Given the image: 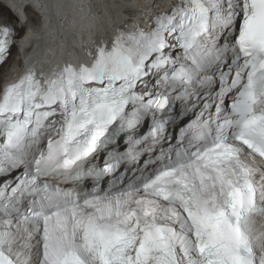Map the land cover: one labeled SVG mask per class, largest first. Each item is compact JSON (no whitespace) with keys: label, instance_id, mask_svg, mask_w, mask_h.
<instances>
[{"label":"snow or ice","instance_id":"1","mask_svg":"<svg viewBox=\"0 0 264 264\" xmlns=\"http://www.w3.org/2000/svg\"><path fill=\"white\" fill-rule=\"evenodd\" d=\"M13 7L0 66L61 31L0 82V264H264V0Z\"/></svg>","mask_w":264,"mask_h":264},{"label":"water","instance_id":"2","mask_svg":"<svg viewBox=\"0 0 264 264\" xmlns=\"http://www.w3.org/2000/svg\"><path fill=\"white\" fill-rule=\"evenodd\" d=\"M58 1H59V0H56L55 4H58ZM63 1H64L65 4L80 5V4L78 3V0H63ZM109 2H110V0H98V1H97V0H86L84 4H91V5H93V6H94V7H93V11H96L95 6H101V7H100V11L97 12L96 14H97L98 16H100L101 19H103V17H104V12H105V10H104V8H103V5L106 4V3H109ZM67 11H68V14H69V18H70V19H74V20L76 21V29H77V30L79 29V27H80L81 25H86V24H87V20L84 19V14H81V13H79L78 11L73 10V9H68ZM51 20H52V24H51V25L54 27V29H53V34H54V33H59V32L61 31V28H60V24H59V21H58V17H57V16L52 17ZM66 35H68V42H69V44H72V43H78V39H74V38L71 36V30H69V32L66 33ZM54 42H55V44L57 45L58 41H57V40H54V39L52 38V39L50 40L49 45H48L46 48H48V47H49L50 49H51V47H52V49L56 48V45L52 46V44H53ZM20 47H21V46H20ZM20 47H19V49H18V48L15 49V50L13 51V53H12V55L15 56V58H20V57H19V56L21 55ZM25 50H26V52L23 53L22 56L25 55V54L32 53L34 50H35L36 52L41 53V54L44 52V50H42V44H41L40 49H39L36 43L27 46V47L25 48ZM11 57H12V56H11ZM9 59H10V58H9Z\"/></svg>","mask_w":264,"mask_h":264},{"label":"bare ground","instance_id":"3","mask_svg":"<svg viewBox=\"0 0 264 264\" xmlns=\"http://www.w3.org/2000/svg\"><path fill=\"white\" fill-rule=\"evenodd\" d=\"M35 2V0H0V14H2L3 16L4 15H6V13L7 14H11L10 13V11H11V9L13 8L15 11H17V12H13V14H11V17H10V19L13 21V22H15V21H17V17H19L21 20L23 19V17L22 16H20V13H19V9H18V7H13V5H17V6H21V5H24V4H31V3H34ZM42 2H44V3H50V4H55V2H56V0H42ZM32 11H34V10H32ZM13 15V16H12ZM35 15L36 16H39V13L38 12H35ZM56 16V12H55V10H53V12H52V17H55ZM9 18V17H8ZM40 18H42V17H40ZM9 21V20H8ZM11 22V21H10ZM18 28V27H17ZM38 29V28H37ZM34 30H36V29H34ZM33 33V32H32ZM45 33V32H44ZM43 32L41 33V34H36V37H29V39L28 40H25V39H23L22 40V43H21V47H20V50H21V55L19 56L21 59H18V63H17V65L13 68V70L12 71H14V72H16L17 71V69H19L20 67H18L21 63L19 62L20 60H26V58L29 56V55H31L32 53H29V54H25V55H23L22 56V54L23 53H25L26 52V50H25V48L27 47V46H29V45H31V44H37V46H38V48L40 49V46H41V44H43L42 42H41V40L43 39V34H44ZM72 36V35H71ZM49 43H50V41H49ZM48 44V43H47ZM55 45V42L52 44V46H54ZM47 46V45H46ZM45 46V47H46ZM13 49V48H12ZM51 49H52V47H51ZM55 49V48H54ZM17 67V68H16ZM24 67V66H23ZM23 67H21L20 69H19V71H21L22 69H23ZM18 71V72H19Z\"/></svg>","mask_w":264,"mask_h":264},{"label":"rangeland","instance_id":"4","mask_svg":"<svg viewBox=\"0 0 264 264\" xmlns=\"http://www.w3.org/2000/svg\"><path fill=\"white\" fill-rule=\"evenodd\" d=\"M85 1L86 0H78V3L79 4H84L85 3ZM98 1V0H97ZM10 13L11 14H13L11 11H10ZM11 14H7L6 13V15H4V17H6L8 20H9V22L11 21V22H13L11 19H10V17H11ZM14 15V14H13ZM12 15V16H13ZM9 17V18H8ZM52 23V22H51ZM50 25V24H49ZM49 25H47V26H45V22H44V18L42 17V18H40V23L36 26V27H34L33 28V33L32 32H28V34H27V37H36V34H41L42 32L44 33L43 34V39L41 40V42L43 43L42 44V50H44V52L45 51H47L48 49H50L49 47L48 48H46L48 45H49V41L51 40V38L53 37L51 34H50V31H51V29H52V25L49 27ZM38 28V29H37ZM25 29V28H24ZM23 28L21 29V28H17V30H18V35L16 36V38H15V43H14V46H13V49H14V47H16V44H17V38H19L20 37V33L21 32H23V30H24ZM34 29H36V30H34ZM73 37V36H72ZM21 43H22V41H21ZM21 43L19 44V45H21ZM48 43V44H47ZM47 45V46H46ZM56 45V44H55ZM46 46V47H45ZM12 49V50H13ZM12 50H11V52H12ZM59 53H58V51L56 52V55H58ZM12 57H10V59H9V62H8V64H6V65H4V66H0V82H2L3 80H4V78L7 76H10V74H12L14 71H12L13 70V68L17 65V63H18V59H21V58H15V56H13V55H11ZM48 59H54V57L53 56H49L48 57ZM24 62H25V60H23ZM21 64L18 66V67H22V66H24L23 65V63H22V60H20L19 61ZM20 67V68H21ZM12 68V69H11ZM17 68V67H16ZM19 68V69H20ZM19 69H17V70H19ZM18 73V72H17ZM17 73H15L14 75H16ZM13 75V76H14Z\"/></svg>","mask_w":264,"mask_h":264}]
</instances>
